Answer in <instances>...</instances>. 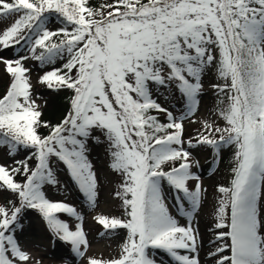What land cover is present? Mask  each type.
Wrapping results in <instances>:
<instances>
[{
    "label": "snow or ice",
    "instance_id": "obj_1",
    "mask_svg": "<svg viewBox=\"0 0 264 264\" xmlns=\"http://www.w3.org/2000/svg\"><path fill=\"white\" fill-rule=\"evenodd\" d=\"M0 49H19L0 55L9 77L0 149L12 158L0 163V264H32L17 236L29 210L54 239L86 255L84 217L46 188L62 189L64 171L95 209L97 148L123 209L122 217H94L99 236H125L117 258L88 256L87 264H160L155 252L175 264H264V0H0ZM32 61L46 93L32 83ZM213 74L214 116L224 126L204 120L189 138L185 122L195 123ZM62 92L67 107L53 122L44 110ZM230 146L232 178L216 188L214 239L205 250L198 218L208 189L193 171V153L211 149L218 165ZM59 213L80 221L75 230Z\"/></svg>",
    "mask_w": 264,
    "mask_h": 264
},
{
    "label": "rangeland",
    "instance_id": "obj_2",
    "mask_svg": "<svg viewBox=\"0 0 264 264\" xmlns=\"http://www.w3.org/2000/svg\"><path fill=\"white\" fill-rule=\"evenodd\" d=\"M59 23L51 24L49 27L57 28ZM16 51H6L0 49V55H3L4 59H10L17 55ZM32 68L30 73L32 83L37 91L45 92L47 90L41 88L37 84V78L41 75V70L38 67V63L32 61L28 64ZM3 65L0 64V94H3L9 81L8 75L3 70ZM215 80L214 74L212 77L206 79L205 92L199 107V114L193 117L195 123L185 122L187 137H192L197 134L198 130L202 129V121L216 119L218 126L223 127L224 121L218 116H214L216 112V96L215 91L209 86L211 83H218ZM69 93H60L54 101L51 102V107L45 108V117L47 119L55 120L61 115V113L67 107V96ZM173 103H176L173 101ZM167 106V105H166ZM213 114V115H210ZM158 119L162 122L166 120L163 115H158ZM235 149L228 147L223 150L222 157L218 165L215 164L212 156L211 149L197 150L193 153L196 159L199 161V168H193L194 172L202 178V182L208 191L205 195V203L203 210L199 215V229L204 240L205 250L211 248L210 240L214 239V206L219 199L220 194L216 191L217 186H229L232 178V167L234 166L233 156ZM24 154L20 153L16 156V159H23ZM90 158L92 159L96 169L99 171L101 177V188L99 195V203L95 209L88 206L86 200L82 194L78 191L77 186L70 180L64 171L58 173L63 188L57 190L56 187L47 186L46 192L50 199L54 201H61L77 209L78 212L84 217L83 228L87 233V239L90 242V248L88 249L84 257H79L72 252V246L69 243L54 239L52 233L48 230L46 222L35 213L33 210H29L25 214L24 230L23 233L17 232L21 245L32 256V264H87L88 256H95L105 260L115 259L120 252V246L124 242L125 232L120 231V235L113 236L110 239L101 238L99 232L102 231V226L98 225L94 219L95 216L104 214L110 216H123V209L120 207V202L114 199L113 192L117 187V178L114 175L109 174L107 169L108 158L103 148L94 149L91 152ZM0 163H12V158L5 154L4 149H0ZM215 168L213 172L212 169ZM19 179V178H18ZM167 189V185H165ZM5 203L4 199L0 197V204ZM168 203L172 206V211L175 214V208L171 195H169ZM59 218L68 223L71 230H75V226L80 223L74 217L67 213H59ZM180 222L183 224L185 220L180 218ZM155 258L160 264H175L164 253L155 252ZM204 252H201V259H204Z\"/></svg>",
    "mask_w": 264,
    "mask_h": 264
},
{
    "label": "trees",
    "instance_id": "obj_3",
    "mask_svg": "<svg viewBox=\"0 0 264 264\" xmlns=\"http://www.w3.org/2000/svg\"><path fill=\"white\" fill-rule=\"evenodd\" d=\"M91 2L96 5V4H99L100 2H102V0H91Z\"/></svg>",
    "mask_w": 264,
    "mask_h": 264
}]
</instances>
